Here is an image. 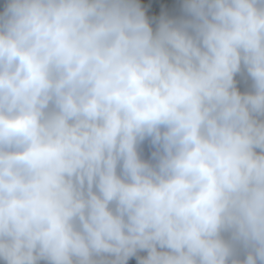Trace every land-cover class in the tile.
Listing matches in <instances>:
<instances>
[{
	"label": "clouds",
	"instance_id": "9594fccd",
	"mask_svg": "<svg viewBox=\"0 0 264 264\" xmlns=\"http://www.w3.org/2000/svg\"><path fill=\"white\" fill-rule=\"evenodd\" d=\"M264 264V0H0V264Z\"/></svg>",
	"mask_w": 264,
	"mask_h": 264
},
{
	"label": "water",
	"instance_id": "95a60500",
	"mask_svg": "<svg viewBox=\"0 0 264 264\" xmlns=\"http://www.w3.org/2000/svg\"><path fill=\"white\" fill-rule=\"evenodd\" d=\"M172 2H173V3H176V2H178V0H172Z\"/></svg>",
	"mask_w": 264,
	"mask_h": 264
}]
</instances>
